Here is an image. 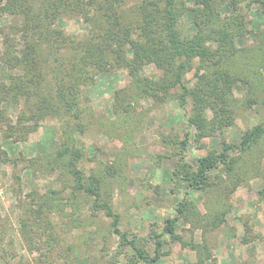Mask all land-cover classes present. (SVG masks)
<instances>
[{
	"label": "rangeland",
	"instance_id": "obj_1",
	"mask_svg": "<svg viewBox=\"0 0 264 264\" xmlns=\"http://www.w3.org/2000/svg\"><path fill=\"white\" fill-rule=\"evenodd\" d=\"M141 1L117 5L133 15ZM218 4L241 25L237 52L212 43L210 55L184 65L186 89L166 85L151 60L133 69L122 60L97 61L77 84L80 108L52 113L62 90L52 70L59 60L82 67L74 45L101 22L89 5L91 22L80 11L55 16L49 27L73 46L41 48L52 50L42 92L11 90L19 70L7 60L25 47L17 30L25 22L0 0V264H148L139 252L151 259L156 239L162 254L153 264H264V18L248 0L233 10ZM192 21L189 12L179 20L182 38L194 31ZM225 71L229 82L219 79ZM258 125L257 138L245 141ZM63 142L80 149L76 165L93 192L75 187L68 157L59 155ZM201 160L215 163L202 181L194 176ZM115 217L127 240L114 232ZM169 218L173 234L165 232Z\"/></svg>",
	"mask_w": 264,
	"mask_h": 264
},
{
	"label": "trees",
	"instance_id": "obj_2",
	"mask_svg": "<svg viewBox=\"0 0 264 264\" xmlns=\"http://www.w3.org/2000/svg\"><path fill=\"white\" fill-rule=\"evenodd\" d=\"M5 1L8 10L12 14L22 15L25 22L24 26L17 28L21 32L23 39H25V47L22 49L21 55H13L12 59L7 60L10 68L19 70V74L15 75L16 77H12L14 82L12 89L7 88L9 90L21 89L28 92V90L32 89L39 94L44 86L49 85L47 83L51 80L45 81L46 75L44 76V73L46 68H48L46 62L51 57L52 50L44 49L43 53H41V48L50 46L53 50H61L63 46L67 47L69 44L73 46L70 41L71 37L64 34L61 29L49 27V22L55 16L60 15L64 11H80L86 21L89 22L92 19L89 14L90 11H86V5H89L92 9L93 17H97L101 22V26L96 25L94 22L90 23V25L96 27V30L91 29L93 32L89 38L83 39L74 45L77 52L83 53L84 57H82V60L84 65L82 64V67L67 69L62 67L63 61L59 60L56 67L52 70L54 83L59 82L57 88L62 89L60 91L61 103L59 105H50L52 113L55 110L65 113L78 109L77 89L80 88L78 85L89 78L92 73V63L97 61L111 64L115 59L122 60L133 69L139 61L151 60L163 69V75L166 76L167 80L166 85L180 82L186 89V86L181 83V79L188 70L184 65L190 64L194 59H203L210 55L212 43L219 45L222 52L230 56L237 52L234 36L240 31L241 25L240 23L233 24L234 20H231V15L224 16L220 13V10H218L219 0H190V5H185V0H143L138 5L139 10H135L133 15L124 9L120 11L117 3L120 4L121 0H86V2L85 0H57L52 7L49 6L48 0ZM221 1L233 10L238 2L242 0ZM248 1L257 5V9L264 18V0ZM33 2H37L44 11L42 13L35 12L30 6ZM48 8H50L49 11ZM186 12L191 13L195 29L192 33L187 34L185 38H182L177 24L182 17L184 18ZM31 18L36 19L34 25L28 23ZM126 48L132 50V57L128 58L125 52ZM77 52L73 51V53ZM73 53L72 55H74ZM102 53H107L112 58L107 59L101 55ZM54 58L63 59L65 57L56 56ZM175 63L177 64L174 65ZM169 71L170 73H168ZM167 73L171 77L167 76ZM229 74L231 75V73L225 71L223 73L225 77L222 75L219 79L223 78L226 82H229ZM64 88L67 91H64ZM74 88H76L75 91ZM183 96H185V93ZM43 104L37 103L38 106ZM260 131H262V127L258 125L246 133L247 137L244 140L256 139ZM230 146L225 145L220 153V160L225 159L226 151ZM59 155L64 158L68 157L67 167L74 174L75 187L77 189L85 188L86 191L93 192L89 186L85 187L81 171L76 165L77 160L82 155L80 149L63 142ZM214 165L215 163L212 161L201 160L197 165V172L194 173V176H196L197 180H204L206 171ZM184 206L185 202L181 201L176 210L181 211ZM107 213L112 215L109 210ZM166 222L165 232L173 234L175 219L169 218ZM113 226L114 232L120 234L121 238L126 239L125 233L117 227V217L113 220ZM154 244L155 254L151 259L144 257L139 252V256L148 264H153V261L162 254L161 240L156 239Z\"/></svg>",
	"mask_w": 264,
	"mask_h": 264
}]
</instances>
